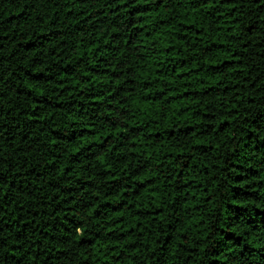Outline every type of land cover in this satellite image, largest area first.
<instances>
[{
    "label": "trees",
    "instance_id": "trees-1",
    "mask_svg": "<svg viewBox=\"0 0 264 264\" xmlns=\"http://www.w3.org/2000/svg\"><path fill=\"white\" fill-rule=\"evenodd\" d=\"M0 264H264V0H0Z\"/></svg>",
    "mask_w": 264,
    "mask_h": 264
}]
</instances>
